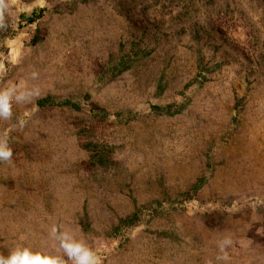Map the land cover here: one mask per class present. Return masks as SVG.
<instances>
[{"label":"rangeland","instance_id":"374dc122","mask_svg":"<svg viewBox=\"0 0 264 264\" xmlns=\"http://www.w3.org/2000/svg\"><path fill=\"white\" fill-rule=\"evenodd\" d=\"M6 22L0 88L40 95L0 120V254L55 252L58 225L103 264H216L225 236L220 264H264V0H10Z\"/></svg>","mask_w":264,"mask_h":264},{"label":"clouds","instance_id":"9594fccd","mask_svg":"<svg viewBox=\"0 0 264 264\" xmlns=\"http://www.w3.org/2000/svg\"><path fill=\"white\" fill-rule=\"evenodd\" d=\"M10 0H0V30H7L6 13L9 11ZM5 68L0 63V73ZM32 78H37V73H32ZM38 87H28L26 84L17 85L9 82L6 87L0 88V120L10 121L13 116V103L27 104L39 98ZM22 129L26 125L25 119L18 120ZM9 135L0 133V163H11L13 151L9 143ZM50 237L57 242L55 252L32 249L24 245H16L9 250L7 255L0 254V264H103L99 255L82 239L69 229H62L61 226L53 225L49 233ZM233 240L225 236L218 241L219 255L216 256V264L228 262L230 257L227 249L231 247ZM205 264H213L209 259Z\"/></svg>","mask_w":264,"mask_h":264},{"label":"trees","instance_id":"16d2710c","mask_svg":"<svg viewBox=\"0 0 264 264\" xmlns=\"http://www.w3.org/2000/svg\"><path fill=\"white\" fill-rule=\"evenodd\" d=\"M24 19H25L26 24H33L37 20L34 14L28 17H24ZM39 106H42V103H39Z\"/></svg>","mask_w":264,"mask_h":264}]
</instances>
